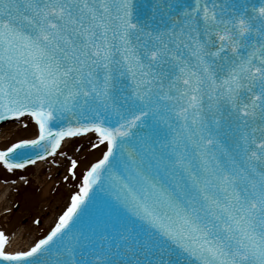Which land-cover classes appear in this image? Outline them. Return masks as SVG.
Instances as JSON below:
<instances>
[{"label":"snow or ice","instance_id":"6c2138e0","mask_svg":"<svg viewBox=\"0 0 264 264\" xmlns=\"http://www.w3.org/2000/svg\"><path fill=\"white\" fill-rule=\"evenodd\" d=\"M25 115L38 137L0 150L9 172L89 132L106 151L44 239L13 252L0 231V264H264V6L0 0V122ZM105 181L116 206L77 237Z\"/></svg>","mask_w":264,"mask_h":264},{"label":"rangeland","instance_id":"374dc122","mask_svg":"<svg viewBox=\"0 0 264 264\" xmlns=\"http://www.w3.org/2000/svg\"><path fill=\"white\" fill-rule=\"evenodd\" d=\"M22 124L27 126L20 128V130H18L19 128L16 125L7 126L3 129V132L9 136L4 146L21 139L36 137L37 130L32 122L27 121ZM84 141H89V143L85 144ZM96 141V139L91 138L72 142L63 151L65 163L60 165L59 168H54L49 164L40 174H37L36 169L33 167L22 171L14 170L9 172L0 165V182L11 184L24 177H26L27 181L29 180L26 184L15 187L16 189L12 192L10 196L11 202H9L11 212L0 216V229L11 236L21 227L29 226L32 233H28V238L37 233L35 240L42 239L51 227H47L45 222L54 214L62 215L66 211L71 202V197L79 192L81 188L83 176L87 173L90 166L98 161L105 152L106 148L104 146L92 149V146L97 143ZM69 158L78 162L75 177L70 172L68 173ZM51 170H55L56 174L53 175V178L48 179ZM46 180H51L53 185L48 188L47 200L43 201L45 200L43 198V182ZM45 202L47 207L43 210V214L38 213L41 204ZM37 220L40 223H36Z\"/></svg>","mask_w":264,"mask_h":264},{"label":"bare ground","instance_id":"6f19581e","mask_svg":"<svg viewBox=\"0 0 264 264\" xmlns=\"http://www.w3.org/2000/svg\"><path fill=\"white\" fill-rule=\"evenodd\" d=\"M5 136V135H3ZM92 136V135H91ZM89 135V137H87V139H89L91 137ZM70 143L68 141H65L63 144V147H66V145ZM73 154V153H72ZM74 155V154H73ZM75 156V155H74ZM63 163V162H60ZM45 167V163H39L35 165V169H36V173L40 174L41 171L44 169ZM52 173L56 174L55 171H52ZM13 184V183H12ZM6 185L3 182H0V216L7 214L9 212H11L10 210V204L9 202H11L10 200V196L12 194V192L15 190V187H19L18 185ZM53 185L51 181H44L43 182V186H44V196L43 198L46 201L48 198V188ZM47 207V203H42L41 207L38 210V213L43 214V210L46 209ZM59 215L54 214L51 218H49L45 224L47 227L52 228L53 226L55 227L56 223L58 222L59 219ZM32 233L31 232V228L29 226L26 227H21V229H19L17 232L13 233L11 236L9 237V243L7 244V250L9 251H19V250H27L29 249L31 246L34 245L35 243V238L37 236V233H33L34 235H32L31 237L28 238V233Z\"/></svg>","mask_w":264,"mask_h":264},{"label":"water","instance_id":"95a60500","mask_svg":"<svg viewBox=\"0 0 264 264\" xmlns=\"http://www.w3.org/2000/svg\"><path fill=\"white\" fill-rule=\"evenodd\" d=\"M249 4L252 7H255V8L258 9L261 6H264V0H249ZM113 119H115V117H113ZM60 124L63 125V126H65V127L67 126V122H64V123H61L60 122ZM162 127H163V125H161V128ZM147 131H148V129H144L142 132H138L137 139L139 138L140 135H143ZM133 143H136V141H133ZM125 147H130V146L129 145H125ZM117 156L118 157L120 156L119 150L117 152ZM115 174L116 175L122 174V170H121V172H116ZM115 206H116V201H115L114 195L110 192V194H108V198H107V202H106L105 209L106 210H112L113 207H115ZM99 216H100V211H98V212H91L90 214H88L86 216V220L89 222V224L94 225L95 228H96V225H97V221L99 219Z\"/></svg>","mask_w":264,"mask_h":264}]
</instances>
